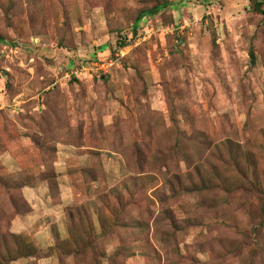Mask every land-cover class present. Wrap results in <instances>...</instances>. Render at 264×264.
I'll use <instances>...</instances> for the list:
<instances>
[{
    "label": "rangeland",
    "instance_id": "1",
    "mask_svg": "<svg viewBox=\"0 0 264 264\" xmlns=\"http://www.w3.org/2000/svg\"><path fill=\"white\" fill-rule=\"evenodd\" d=\"M0 39V264H264V0H0Z\"/></svg>",
    "mask_w": 264,
    "mask_h": 264
},
{
    "label": "trees",
    "instance_id": "2",
    "mask_svg": "<svg viewBox=\"0 0 264 264\" xmlns=\"http://www.w3.org/2000/svg\"><path fill=\"white\" fill-rule=\"evenodd\" d=\"M164 8H165V6L157 5V6H156L155 8H153V9H150V10H148V11H144V12L141 14V16H139L137 22L142 21L143 18H145V17H147V16H152V17L156 16V15H157L162 9H164ZM0 40H1V39H0ZM121 44L126 45L125 42H122ZM123 47H124V46H123Z\"/></svg>",
    "mask_w": 264,
    "mask_h": 264
}]
</instances>
